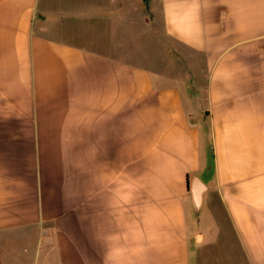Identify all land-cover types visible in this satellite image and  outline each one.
<instances>
[{
    "label": "crops",
    "instance_id": "1",
    "mask_svg": "<svg viewBox=\"0 0 264 264\" xmlns=\"http://www.w3.org/2000/svg\"><path fill=\"white\" fill-rule=\"evenodd\" d=\"M215 244L264 264V0H0V264Z\"/></svg>",
    "mask_w": 264,
    "mask_h": 264
},
{
    "label": "rangeland",
    "instance_id": "2",
    "mask_svg": "<svg viewBox=\"0 0 264 264\" xmlns=\"http://www.w3.org/2000/svg\"><path fill=\"white\" fill-rule=\"evenodd\" d=\"M129 45L131 44L129 43ZM128 48L129 50H132L133 48L134 50L137 49L136 46L128 47ZM156 49H158V45L152 48V50L150 51L151 55L153 53V50ZM221 241H223V239H221ZM216 249H217V244L212 245L211 248L209 249L210 251H212L210 254H208V259H207L210 264H245L246 263L244 255L241 253L240 249L237 246L234 247V252L232 248L230 249L228 247H224V249L222 247L220 251H217ZM217 259L219 260V262H216Z\"/></svg>",
    "mask_w": 264,
    "mask_h": 264
},
{
    "label": "water",
    "instance_id": "3",
    "mask_svg": "<svg viewBox=\"0 0 264 264\" xmlns=\"http://www.w3.org/2000/svg\"><path fill=\"white\" fill-rule=\"evenodd\" d=\"M204 190L205 187L201 185L198 178H195L191 184V192L193 195L194 203L197 208L200 206Z\"/></svg>",
    "mask_w": 264,
    "mask_h": 264
}]
</instances>
